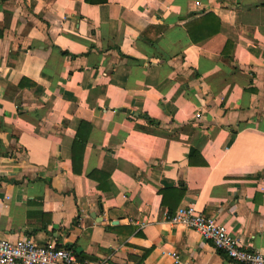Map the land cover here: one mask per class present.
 I'll use <instances>...</instances> for the list:
<instances>
[{
	"label": "crops",
	"instance_id": "obj_1",
	"mask_svg": "<svg viewBox=\"0 0 264 264\" xmlns=\"http://www.w3.org/2000/svg\"><path fill=\"white\" fill-rule=\"evenodd\" d=\"M170 189L264 252V0H0V238L234 264Z\"/></svg>",
	"mask_w": 264,
	"mask_h": 264
},
{
	"label": "built area",
	"instance_id": "obj_2",
	"mask_svg": "<svg viewBox=\"0 0 264 264\" xmlns=\"http://www.w3.org/2000/svg\"><path fill=\"white\" fill-rule=\"evenodd\" d=\"M172 225L194 231L211 246L226 255L234 264H264V252L251 250L227 228L191 207L179 208L172 217ZM0 264H85L72 250L53 245L38 246L33 240L13 242L0 238Z\"/></svg>",
	"mask_w": 264,
	"mask_h": 264
},
{
	"label": "trees",
	"instance_id": "obj_3",
	"mask_svg": "<svg viewBox=\"0 0 264 264\" xmlns=\"http://www.w3.org/2000/svg\"><path fill=\"white\" fill-rule=\"evenodd\" d=\"M191 28H192V24L189 26V33H190V35H191V39H192V41L194 42V43H198V42H200L201 40H199V39H196V36H194V34L192 33V30H191ZM151 124H154V122H150ZM76 145L77 146H80L81 145V147H85V145H86V139H81V138H77V141L75 142V147H76ZM174 192V194H177V195H179V197H178V200L180 201L182 198H183V196H184V192L183 191H181V192H177L176 190H173V189H170V190H167V191H162L161 192V195L163 196V201H162V204H163V206H165V207H167L168 208V210H169V216L170 217H172L174 214H175V212H176V209L175 208H172L169 204H168V202H167V196H168V194L169 193H173Z\"/></svg>",
	"mask_w": 264,
	"mask_h": 264
}]
</instances>
